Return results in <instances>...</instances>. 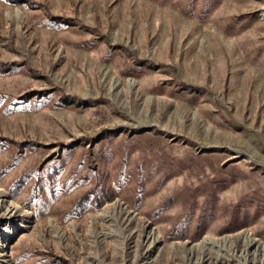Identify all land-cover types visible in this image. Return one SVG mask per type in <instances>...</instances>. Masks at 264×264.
I'll return each mask as SVG.
<instances>
[{
	"label": "rangeland",
	"instance_id": "rangeland-1",
	"mask_svg": "<svg viewBox=\"0 0 264 264\" xmlns=\"http://www.w3.org/2000/svg\"><path fill=\"white\" fill-rule=\"evenodd\" d=\"M0 189V264H264V0H0Z\"/></svg>",
	"mask_w": 264,
	"mask_h": 264
},
{
	"label": "bare ground",
	"instance_id": "bare-ground-1",
	"mask_svg": "<svg viewBox=\"0 0 264 264\" xmlns=\"http://www.w3.org/2000/svg\"><path fill=\"white\" fill-rule=\"evenodd\" d=\"M116 207H117L116 203L111 205L112 210L116 209ZM0 211H1V220L2 221L11 222L10 220H13L16 217H20L23 215L25 216L26 220L29 219V215H28L27 211H24L22 208L17 206L15 203H13L12 201H9L8 196L5 194V192L2 189H0ZM108 211H109L108 207H106L104 209V215ZM126 214L128 215L127 212H126ZM148 238H150V239H152V241H154V239L156 237L153 234V232L151 231L148 233ZM255 243H256V240L254 238H252L251 236L247 237L245 240V244L247 246H250L252 244H253V246H255L256 245Z\"/></svg>",
	"mask_w": 264,
	"mask_h": 264
}]
</instances>
